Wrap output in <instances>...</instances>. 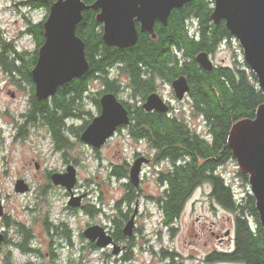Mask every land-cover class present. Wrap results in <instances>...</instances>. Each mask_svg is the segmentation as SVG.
Returning a JSON list of instances; mask_svg holds the SVG:
<instances>
[{"label":"flooded vegetation","instance_id":"1","mask_svg":"<svg viewBox=\"0 0 264 264\" xmlns=\"http://www.w3.org/2000/svg\"><path fill=\"white\" fill-rule=\"evenodd\" d=\"M34 1L35 0H26L22 2V4L26 5V7L33 10L45 9L46 11L48 10L49 7V5L47 4H50L52 2L50 1L49 3H47L48 0H42L43 3L36 5L34 4L36 1L35 2ZM47 12L48 11H46L43 19H41L38 22H34L33 20H31L30 16L23 17V19H25L26 26L25 29L22 31V33L31 36V38L35 41L36 47L33 51H29V50L19 51L12 44L10 50L11 55L9 54L7 55L8 57L15 59V65L13 69H10L9 66L8 67L4 66L3 63L0 61V71L2 73V76H4V82L6 83L5 93L7 94V96L12 98L13 100L17 99L21 94H24L26 96L25 97L26 107L24 111L16 115L14 114L8 115L9 118H11L9 120V123L13 131L14 139H21L23 136H26V134L30 131L31 127H34L38 130L39 128L44 129L46 132H48L49 137L51 138L52 149L55 152H58L60 159L62 161L61 169L54 172L64 173L68 165L72 164L76 167L75 163L71 162L70 159L68 158V148H66L65 146L56 147L52 138V134L47 130L48 129L47 126L43 122L34 120L32 119V117L29 116V110L32 105V99L33 97L37 99V97L35 96V83L31 71L32 68L34 67L32 60L35 57L36 51L38 53V47H37L36 36L34 32L31 31V29L34 28V26L43 23V21L45 20L48 14ZM97 12L98 10H96V13ZM155 22L160 23L159 21H155ZM41 26L43 30V25ZM137 27L139 28L138 25ZM187 27L189 28V30H192L191 33L194 34L193 30L195 28V24L191 23V21L189 20V22L187 23ZM1 36H2V32L0 31V38ZM232 45L238 46L237 47L238 53L236 54V52L234 51L235 53L232 55L233 58L232 62H227V60H225L224 58L220 62L214 60L216 54L221 50L222 47L228 49ZM173 53H174V57L171 59L176 60L177 62H179V64L190 60V56L187 53H185L183 50H177ZM240 53H241V49L239 47L237 40L235 39L234 36L228 33V35H224L216 43V45L211 50V52L208 53V55L211 61L213 62L214 67L216 68L231 67L232 71H235L234 65H236V63H238L240 67L241 66L243 67L246 64L243 58L240 56ZM0 54H1V50H0ZM235 54L236 57L238 56L242 59L243 63H241L235 58ZM195 61H196V55H195ZM240 67L238 68L240 69ZM190 72L191 71L188 72L189 75H191ZM108 74L111 76L110 79L114 80L113 87L107 89L108 88L107 85L102 83L98 78H95L94 80L90 81L88 87L82 90L81 94L79 95V98L81 97V99L79 100V108H78V112H76L77 114L76 118L78 117L85 118V116L83 115L85 113H83L82 107H83V102L87 99V97L90 98L91 101L94 103L98 111L97 115H99L102 110L100 103L101 96L105 93L114 94L117 100L120 101L122 105L126 108L129 121L127 124L118 126L113 135L125 132L127 136H129L130 139L132 140L131 147H133L134 150L132 151L130 162L128 163L126 162L125 165L124 164L114 165V169L117 167H122L123 172L126 173V176H117L115 174V171L112 173L116 176L117 179L119 177L120 181L123 180V183L121 184L122 188H121L120 196L118 198L113 199L112 205L107 202L105 196H103L102 193L97 197L98 204L100 206L95 208V211L101 217L99 222L100 224L97 225H100L104 228L106 235L110 237L109 243L104 247H98L96 246L95 242L89 241L88 246H83V247L81 246L79 250L81 251V249L89 248L90 251L91 250L97 251L96 260L100 264H133V262H135L138 258L144 260V254L146 255L148 252L153 257H155L158 252L161 253L160 252L161 248L158 251H156L152 245H147L149 240H147L143 234L144 232L143 230L145 229L144 228L145 226L140 224V219L142 217L146 218V217H154V216L158 218V221L156 222L157 227L154 230V233L155 236H157V243H161V234H163L162 227H164L165 229L168 228L167 224L165 223V204H164L166 196L171 190V187L169 185V180L172 179V177H169L168 174L173 173L176 167L180 165H184L186 161H188L186 156L177 158L175 161H173L170 153H168V151L166 150L168 146L163 144L162 142L163 133L161 132V130L163 128H161V126L165 125L167 119L169 121L177 122L179 124L184 123L188 128V130L195 134L197 132L194 130V128L191 127L189 124H187L184 120V118L186 119L185 117L186 112H189L190 117L201 118L204 124H205V117L202 110L198 109L195 106L196 103L195 98L197 97L199 92L190 82L188 74L176 75L172 72L169 71L167 72L163 66L161 68L159 67L156 68L153 66L142 67V71L139 72V77L144 79L145 84H147V89H145L144 91H139L136 89L134 85L135 82L131 80L130 75L128 76L119 71L118 63L112 65L109 68ZM179 76H184L189 86V90L184 93L182 99H178L172 86V82L174 81V79H176ZM75 79L77 78H74L71 81ZM95 83H99L101 89L94 92L92 88L94 87ZM153 93L157 94L160 97V99L163 101L165 105V108L163 110H159L155 107L151 109H147L144 106L148 96ZM53 96L41 100H47L48 104H50ZM182 103L187 104L189 107L185 108L184 106L181 105ZM93 117L91 118V120L93 119ZM68 118L69 117L65 118L63 122L64 126L66 127L68 126L66 122L70 120ZM89 122L85 125L83 130L87 127ZM67 131L68 130L66 129L65 133ZM1 132H2V126L0 125V139H1ZM206 132L207 133L205 135L199 134L204 141H208L211 135L207 130ZM43 135H45V132H43ZM62 138L64 139L65 142L69 141L67 136H65V134L63 135ZM88 146H90L93 150H95V152L98 153L102 145L99 148H94L91 145ZM223 149L224 146L219 150V153L222 152ZM139 157H143L144 161L140 166L137 182L134 183L132 179H130L129 171L134 161ZM228 160L229 159H227L224 162H220L214 167L213 174L215 175V178L205 176L201 180L195 181L193 184H191L190 181H188L187 179H186L187 181L183 180L184 183H187L185 189L186 203L182 207L181 211L178 213V216L176 217L175 220H177L180 217V215L183 213L186 205L189 204L190 205L189 207L193 206L194 209L195 205L199 201L203 202L204 204H207L209 210H211L213 213H218V212L226 213V214H221L219 216V220L217 222L213 221L211 223L212 225H210L208 228L202 226L199 229L200 235L199 233L195 232V228L193 225L190 226L189 228V231L194 230L193 233H190L192 240L193 238L205 239L204 243L208 248L202 258V261L205 264H245L244 262H232L224 259L225 255H227L229 252L235 249L236 227L238 221L240 220L244 221V223L247 224V226L251 230L257 231V229L260 227L261 237L262 240L264 241L263 230L259 223V218L258 216L256 217L255 214L251 211V207L252 206L255 207V199L251 193L248 177L240 174L238 172V169L237 172L240 176H236L232 179L225 176V174L222 173L221 168L225 166ZM35 166L39 167V164L36 162ZM146 169L147 171H145ZM52 173L53 171L50 169L45 170V178L50 180L51 183L53 184L51 180ZM148 173H150L151 175L153 174L154 176L149 177L147 176ZM76 176H77V169H76ZM18 179H22L28 185V183L23 178H18ZM177 180L182 182V179H177ZM76 184L77 182L75 183L72 189L73 195L77 196L84 193L85 196L81 199V204L78 207H70L68 205V200H67L65 210H68L70 213L73 214L77 212V208H78L83 210L85 213H87L86 207L88 205H91V204L87 205L86 203L87 199L89 198V196H87L88 193L77 190L75 188ZM151 184L156 185V187H150ZM53 185L60 186L55 184ZM60 187L65 189V187L63 186ZM29 189L30 187L28 185V190ZM65 193L67 194L69 199L70 193L67 192L66 189H65ZM143 201H145L146 207L143 205ZM149 205L154 206V210L152 212L149 210ZM105 206H107L108 208L111 207V210L105 211ZM5 215L6 214H4V210H3V214L0 215V217L4 219ZM102 217H104V220H102ZM132 217H133V226L131 229V233L128 235L124 233V227ZM197 221L199 220L197 219ZM176 225L179 226L180 223H177ZM176 225L169 229V232H171V234L173 229L177 228ZM61 226L64 227V225ZM65 228L67 230V233H69V229L67 228V226H65ZM59 229L60 228H58L57 230ZM60 231L63 235H65L62 231V227ZM67 236L68 234L66 235V237ZM82 236L85 238L83 232L81 233V237ZM30 237H31L30 234L27 235L26 232L22 233L21 231L20 241L11 242V243L14 246H16L17 249L20 250L22 253L36 251V249L30 247L31 245L29 239ZM0 238H1L0 243H7L9 241L6 237V232H0ZM192 240L189 242V244L191 245L195 244V241ZM25 241H26V246L23 250L22 244ZM186 242L187 241H185V243ZM192 255L193 253H190L187 256V258H191ZM177 257L182 258L180 254H177ZM79 259H84L83 255L80 256ZM26 264H33V263L27 262Z\"/></svg>","mask_w":264,"mask_h":264},{"label":"rangeland","instance_id":"2","mask_svg":"<svg viewBox=\"0 0 264 264\" xmlns=\"http://www.w3.org/2000/svg\"><path fill=\"white\" fill-rule=\"evenodd\" d=\"M26 0H0V31L2 40L8 43L9 49L12 44L17 50L33 51L36 47L35 41L31 36L22 33L26 23L24 16L38 22L45 16V9H30L22 4ZM213 1V0H212ZM188 3V2H187ZM49 8V7H48ZM48 13V12H47ZM26 14V15H25ZM28 15V16H27ZM102 26V25H101ZM238 46L232 45L226 49L224 47L216 54L215 61L220 62L223 58L227 62H232V55L238 53ZM235 51V52H234ZM10 53V52H9ZM235 58L243 63L240 57ZM242 56V50L240 53ZM246 69L251 71L247 64ZM243 66L242 68H244ZM255 76V75H254ZM256 78V77H255ZM257 81V79H256ZM4 76L0 71V125L2 126L0 139V200L3 205L5 217H0V232H6L9 240L7 243H0V264H100L97 260V251L89 248L81 249L82 246H88L89 240L81 237L85 227L92 224H100L99 214H87L77 208V212L70 213L65 210L68 196L65 189L60 186H54L50 180L45 178V170L50 169L53 172L61 169L62 161L58 152L52 149V141L48 132L44 129L30 128V131L21 139H14L12 128L10 127L9 114H19L26 107V96L21 94L13 100L7 94ZM93 91L100 90V84L95 83ZM185 108L189 106L181 104ZM82 111L85 118L78 117L68 120V126L81 125L85 120H91L98 111L90 98L83 102ZM185 122L189 124L198 134L205 135L206 127L199 117H190L186 112ZM83 118V119H82ZM45 132V135H43ZM71 147L68 148V158L75 163L77 169V184L75 188L81 192H87L86 203L93 204L95 208L99 207L98 196L102 193L109 204H113V199L121 194L120 181L114 174V165H125L130 162L132 151V140L125 132L113 135L101 146L98 153L90 146L86 145L77 135L70 130L65 133ZM75 160V161H73ZM36 162L39 167H36ZM237 166L234 159L226 162L221 168L222 173L229 178L240 176L237 172ZM122 170V169H121ZM119 169V171H121ZM147 171V169L145 170ZM240 173V172H239ZM241 174V173H240ZM147 176H154L150 173ZM18 178H23L30 189L24 193L14 191V182ZM154 182V181H153ZM156 187V185H150ZM97 202V203H96ZM143 205L146 207L145 201ZM186 205L185 210L180 217L175 220L167 229L162 227L161 243H157V236L154 230L157 227V217H142L140 224L144 225L143 234L156 251L160 248L161 253L153 257L149 252L144 260L137 259L133 264H205L202 258L207 251L204 238L191 239L190 226H194L195 232L200 235V228L209 227L213 221L217 222L223 212L213 213L209 210L207 204L198 202L194 209L193 206ZM111 210V207L105 206V211ZM152 212L154 206L149 205ZM157 218V219H156ZM197 219L199 221H197ZM104 220V217H102ZM46 222V225H45ZM60 223H64L69 229L68 236L60 231ZM180 223V225H176ZM172 234L169 229L173 226ZM55 226L57 228L55 229ZM60 228L59 230H57ZM20 230V231H19ZM21 231L30 232V247L36 251L22 253L11 242L20 241ZM58 232V233H56ZM195 244H189L190 241ZM185 241H187L185 243ZM212 241V240H211ZM208 245V244H207ZM193 253L191 258L187 256ZM53 254V255H52ZM180 254L181 257H177ZM84 259H79L80 256Z\"/></svg>","mask_w":264,"mask_h":264},{"label":"trees","instance_id":"3","mask_svg":"<svg viewBox=\"0 0 264 264\" xmlns=\"http://www.w3.org/2000/svg\"><path fill=\"white\" fill-rule=\"evenodd\" d=\"M35 1L36 5L43 3L42 0ZM50 1L53 0H48L47 3ZM83 1L90 4L95 0ZM212 9V0H191L182 7L171 10L166 26L155 22L154 33L156 36L154 38L147 32L139 31L136 43L128 48H117L104 44L102 26L95 19L96 11L92 9L83 11L82 20L76 27V34L84 42L85 56L89 62L88 71L83 76L60 86L50 104L47 100H37L33 97L29 110V116L32 119L41 121L47 126L56 147L70 148V142H65L62 138L66 129L78 137L89 120L84 119V122L78 126L66 127L63 124L64 119L67 117L70 120L76 118L81 99L79 95L82 90L88 87L90 81L98 78L107 85V89L113 87L114 80H111V76L108 74L112 65L118 63L119 71L130 75L139 91L147 89L144 79L139 77L142 67L161 68L163 66L167 72L176 75H187L191 71V75L188 74L189 80L199 92L195 98V106L202 110L206 129L211 135L208 141H204L199 134L190 132L184 123L179 124L167 119L165 125L161 126L163 128L161 130L163 133L162 142L168 146L166 150L170 153L173 161L183 156H186L188 160L184 165L176 167L173 173L168 174L172 179L169 180L171 190L164 201L167 227L175 221L186 203L187 183H184L183 180H188L193 184L205 176L215 178L214 167L232 157L227 146V136L231 125L240 118L254 117L257 106L264 101V94L260 90L254 74L247 70L246 66L242 68L236 63L235 71H232L231 67H213L211 70H203L195 61V55L198 52L210 53L216 43L229 33L223 21L217 24L212 22L210 19ZM189 20L195 24L194 34L187 27ZM41 25L42 23L31 29L36 36L38 48L44 41ZM8 49V43L0 38V61L4 66L13 69L15 59L8 57L7 54L11 55V49ZM177 50L187 53L190 60L181 64L172 60L173 52ZM36 59L37 51L32 60L33 64ZM223 146L224 149L219 153ZM119 169L121 170L122 167L115 168V174L126 176L123 169L121 171ZM177 179H182V182ZM251 211L256 217L258 216L254 206L251 207ZM86 212L88 214L95 213L94 205H88ZM59 226L67 235L66 225L60 223ZM25 232L27 235L30 234L28 231ZM22 233L24 232L22 231ZM25 246L26 241L22 244L23 250ZM224 257L232 262L264 264V241L261 237V228L254 231L244 221H238L235 249Z\"/></svg>","mask_w":264,"mask_h":264},{"label":"water","instance_id":"4","mask_svg":"<svg viewBox=\"0 0 264 264\" xmlns=\"http://www.w3.org/2000/svg\"><path fill=\"white\" fill-rule=\"evenodd\" d=\"M189 1L191 0H95L90 4L83 0L52 1L42 23L44 41L38 48L37 59L31 71L35 96L39 100L53 96L60 86L88 71L89 62L85 56L84 42L76 34L83 11L98 10L95 19L102 25L104 44L128 48L136 43L139 31L147 32L154 38L155 21L166 25L171 10L180 8ZM210 19L213 23L224 21L228 32L237 40L243 60L255 75L264 94V0H213ZM196 61L204 69L214 67L208 53L204 51L196 54ZM172 86L178 99H182L189 90L184 76L174 79ZM100 103V114L93 117L79 134L82 142L94 148L103 145L118 126L129 121L126 108L114 94H103ZM144 106L147 109L165 108L163 101L155 93L148 96ZM227 146L239 172L248 177L264 239V101L257 106L254 117L240 118L231 125ZM143 161V157L137 158L130 168L129 176L134 183L137 182ZM51 180L70 193V207L81 204L85 194L74 196L72 192L77 182L74 165H68L64 173L53 172ZM27 190L28 185L22 179L15 181V192ZM2 214L0 200V215ZM132 226L133 217L125 225L124 233L129 235ZM82 232L85 238L95 242L98 247H104L110 241L104 228L97 224L88 225Z\"/></svg>","mask_w":264,"mask_h":264}]
</instances>
